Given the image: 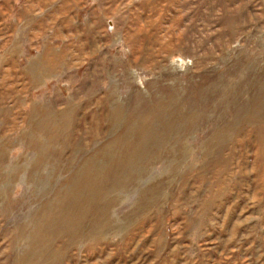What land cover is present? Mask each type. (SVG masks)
<instances>
[{
    "label": "rangeland",
    "instance_id": "1",
    "mask_svg": "<svg viewBox=\"0 0 264 264\" xmlns=\"http://www.w3.org/2000/svg\"><path fill=\"white\" fill-rule=\"evenodd\" d=\"M0 264H264V0H0Z\"/></svg>",
    "mask_w": 264,
    "mask_h": 264
}]
</instances>
